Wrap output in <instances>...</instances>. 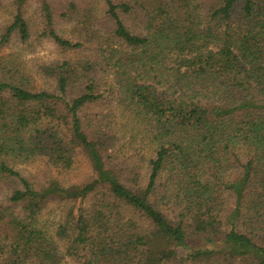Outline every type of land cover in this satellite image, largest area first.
<instances>
[{
    "label": "trees",
    "instance_id": "trees-1",
    "mask_svg": "<svg viewBox=\"0 0 264 264\" xmlns=\"http://www.w3.org/2000/svg\"><path fill=\"white\" fill-rule=\"evenodd\" d=\"M10 4L59 55L0 57V264H264V0Z\"/></svg>",
    "mask_w": 264,
    "mask_h": 264
},
{
    "label": "rangeland",
    "instance_id": "rangeland-1",
    "mask_svg": "<svg viewBox=\"0 0 264 264\" xmlns=\"http://www.w3.org/2000/svg\"><path fill=\"white\" fill-rule=\"evenodd\" d=\"M12 14L10 0H0V33L4 25L8 22ZM60 32L64 36L73 37L70 29L66 24L59 26ZM59 55L55 46L46 39L33 38L24 43L19 42L15 37H12L6 44H0V57L11 58L19 62L24 69L33 74L34 81L39 83L40 74L39 68L41 65L54 60ZM81 160H84L81 158ZM15 168L26 177L44 180L47 175H50L44 162L34 160L22 164H15ZM91 175L89 165L82 162L79 168L61 176V180L67 182H82L88 179Z\"/></svg>",
    "mask_w": 264,
    "mask_h": 264
}]
</instances>
